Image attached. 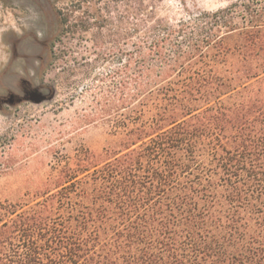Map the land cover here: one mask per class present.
I'll return each instance as SVG.
<instances>
[{
    "label": "trees",
    "instance_id": "1",
    "mask_svg": "<svg viewBox=\"0 0 264 264\" xmlns=\"http://www.w3.org/2000/svg\"><path fill=\"white\" fill-rule=\"evenodd\" d=\"M232 9L127 54L125 102L143 101L121 147L82 148L26 209L0 203V264H264V23L236 33Z\"/></svg>",
    "mask_w": 264,
    "mask_h": 264
},
{
    "label": "rangeland",
    "instance_id": "2",
    "mask_svg": "<svg viewBox=\"0 0 264 264\" xmlns=\"http://www.w3.org/2000/svg\"><path fill=\"white\" fill-rule=\"evenodd\" d=\"M229 8L236 33L264 23V0H0V203L26 209L82 148H120L121 121L143 101L125 102L127 54L151 51L180 24L209 30ZM237 62L230 54L224 65Z\"/></svg>",
    "mask_w": 264,
    "mask_h": 264
}]
</instances>
